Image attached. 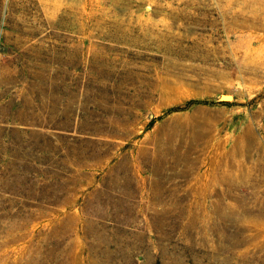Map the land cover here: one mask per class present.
Returning a JSON list of instances; mask_svg holds the SVG:
<instances>
[{
    "label": "rangeland",
    "instance_id": "374dc122",
    "mask_svg": "<svg viewBox=\"0 0 264 264\" xmlns=\"http://www.w3.org/2000/svg\"><path fill=\"white\" fill-rule=\"evenodd\" d=\"M0 264H264V0H0Z\"/></svg>",
    "mask_w": 264,
    "mask_h": 264
},
{
    "label": "trees",
    "instance_id": "16d2710c",
    "mask_svg": "<svg viewBox=\"0 0 264 264\" xmlns=\"http://www.w3.org/2000/svg\"><path fill=\"white\" fill-rule=\"evenodd\" d=\"M217 100H214L210 97H203V98H190L185 101L183 104H176L170 107V110H177V109H186L194 104L198 103H215Z\"/></svg>",
    "mask_w": 264,
    "mask_h": 264
}]
</instances>
